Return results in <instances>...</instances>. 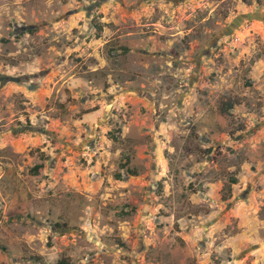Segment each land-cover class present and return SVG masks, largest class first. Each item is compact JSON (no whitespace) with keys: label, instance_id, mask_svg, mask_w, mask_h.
<instances>
[{"label":"rangeland","instance_id":"obj_1","mask_svg":"<svg viewBox=\"0 0 264 264\" xmlns=\"http://www.w3.org/2000/svg\"><path fill=\"white\" fill-rule=\"evenodd\" d=\"M61 260L264 264V0H0V264Z\"/></svg>","mask_w":264,"mask_h":264},{"label":"trees","instance_id":"obj_2","mask_svg":"<svg viewBox=\"0 0 264 264\" xmlns=\"http://www.w3.org/2000/svg\"><path fill=\"white\" fill-rule=\"evenodd\" d=\"M93 25H94L97 33L101 32L102 26H101L100 23H98V22L97 23H93ZM227 106L229 108L232 107L231 103H228ZM129 161H130V157L126 156V157H124V159L121 161V163L119 165L121 166V168H125L128 173L135 174L134 170L129 168V166H128L129 163H130ZM43 167H44V163H43V161H41L39 163H36L31 169L33 170L34 173L39 174V172L42 170ZM127 213H129V211H125V214H127ZM34 259L36 261H39L40 257L39 256H35ZM59 264H67V262L64 261V260H61V261H59Z\"/></svg>","mask_w":264,"mask_h":264}]
</instances>
